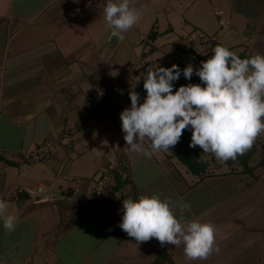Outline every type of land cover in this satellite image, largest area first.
I'll return each instance as SVG.
<instances>
[{
  "label": "crops",
  "instance_id": "1",
  "mask_svg": "<svg viewBox=\"0 0 264 264\" xmlns=\"http://www.w3.org/2000/svg\"><path fill=\"white\" fill-rule=\"evenodd\" d=\"M101 1L79 0L76 7L74 0H0V198L8 203L5 215L17 217L14 231L0 220V264H163L164 247L174 264H264V170L256 175L253 169L258 179L243 190H213L209 176L193 174L177 159L175 145L156 151L145 140L151 157L132 151L117 116L118 88L110 87L94 108L102 119L110 115L112 124L103 125L99 140L85 137L90 96L111 79L110 58L129 35L110 39ZM232 12L248 22L249 38L227 48L254 56L255 49H264V0H233ZM217 15L238 29L233 17ZM47 139L57 145L48 158L27 155ZM95 140L102 147L99 168L87 165L92 160L84 156ZM88 168L98 169L94 179L117 168L123 184L115 179L104 190L95 180L69 183ZM152 194L171 197L177 217L183 211L186 220L213 224L219 251L193 260L183 245L130 237L119 227L122 201ZM185 203L190 207L182 209ZM82 226L91 230L82 234ZM69 232L76 237L74 260L62 250Z\"/></svg>",
  "mask_w": 264,
  "mask_h": 264
},
{
  "label": "clouds",
  "instance_id": "2",
  "mask_svg": "<svg viewBox=\"0 0 264 264\" xmlns=\"http://www.w3.org/2000/svg\"><path fill=\"white\" fill-rule=\"evenodd\" d=\"M104 19L110 39L123 40L125 33L141 19V11L130 0H106ZM143 88L146 95L130 91V106L120 112L121 131L132 151L151 157L152 150L169 151L185 130L191 131L189 147L200 146L221 162L236 159L249 150L264 132V54L241 58L229 48L217 44L212 55L196 67L183 69L159 64L146 69ZM183 75L200 83L175 82ZM135 88V87H134ZM185 203L181 208H188ZM8 203L0 198V220L14 231L17 217L7 214ZM119 227L137 241L156 238L161 245H183L189 259H206L215 247V227L198 219L186 220L173 211L171 197L140 195L122 201Z\"/></svg>",
  "mask_w": 264,
  "mask_h": 264
},
{
  "label": "rangeland",
  "instance_id": "3",
  "mask_svg": "<svg viewBox=\"0 0 264 264\" xmlns=\"http://www.w3.org/2000/svg\"><path fill=\"white\" fill-rule=\"evenodd\" d=\"M74 1L75 6L79 7V0ZM232 3L233 0H130V5L138 8L142 16L138 23L128 31L129 35L127 36L126 42L110 58L108 63L110 72L107 76L111 79L109 81L103 80L97 89V91L102 90L106 92L102 96L103 98L101 97L102 99L100 98L99 100V97L96 95V101L98 100V102H91V98L89 99V108L93 109L91 111L92 114L90 113L92 121H89V123L88 121H83L84 124H89L88 132L86 133L84 131V135L86 134L85 137L92 135L94 139L99 140V136L102 135L103 125L107 126L112 124L113 121L111 120L113 119L110 118V115L102 119L103 116L101 113L95 110L98 109L97 106L108 95L111 88H118L122 94V98L119 101L120 111L117 115L120 119V112L130 106L129 92L133 90L137 91L138 83L145 77L144 73L148 66L159 64L167 67L169 64L178 61H185L186 53L184 51L193 48L194 54L192 55V61L188 64L199 67L201 61L208 59L204 57H207L218 44L212 38L215 37L218 39L220 44L225 47L248 42L249 35L244 32V30L246 31L248 22L244 19H239L237 15L234 17L230 15L233 13ZM105 4L106 0H102L99 4L103 20H105L103 12ZM216 12L222 18H229L228 16L233 17L238 29L231 28L224 22H221ZM153 28L159 32L164 31V33L161 32L157 39L151 42L149 33ZM258 53L264 54V49H255L253 52L254 55ZM132 63L133 65L131 66L130 64ZM191 79H197V82L200 83L199 78L195 75ZM145 95L146 91L144 92L143 98ZM113 131L116 130L113 129ZM97 140L93 143L95 147L91 145L92 148L88 147L86 149L87 151L84 152V156L86 158L90 157L92 160L87 164L89 166L95 163L98 167L102 162V147L98 145ZM56 146H53V150ZM254 147L256 150L250 158V165L255 169L256 175H258L259 170H264V132L257 136L251 148ZM84 156L81 158L83 161H86ZM202 157L208 166V186L213 190L215 188L222 189L225 187H235L236 191L241 188L243 190L254 180L258 179V177L253 175V172L247 173L244 170L238 156L234 160L229 159L227 162H221L213 154L204 153L202 149ZM96 171L88 168L80 173L82 176L74 174L75 177L70 178L68 181L69 183L79 184L86 180L89 181L88 183H92L95 180L96 183L102 185L103 189L106 190L107 187L113 186L112 183L115 179L117 180V168L116 170H111L113 171L111 175L106 174V177L102 176L94 179L93 176L96 174ZM193 177L195 178V176ZM88 229L91 230V227L89 226ZM88 229L82 226L79 230L82 234H86ZM71 233L66 234L68 241L65 242L64 240L62 250L65 251L64 253H66L68 259L74 260L73 257L75 254L73 255L74 250L72 249V245L76 244V237H74L75 233ZM163 249L159 256L161 262L163 264H174V257L170 256L171 254L167 251L168 249L166 247ZM182 258L184 257L178 258V260Z\"/></svg>",
  "mask_w": 264,
  "mask_h": 264
},
{
  "label": "trees",
  "instance_id": "4",
  "mask_svg": "<svg viewBox=\"0 0 264 264\" xmlns=\"http://www.w3.org/2000/svg\"><path fill=\"white\" fill-rule=\"evenodd\" d=\"M159 34L160 33L153 28V30L149 33V37L151 38L150 41L153 42L154 40H156ZM184 52L186 53L185 61H178L176 63H172V64L179 65L181 69H183L185 66L188 65V63H190L192 61V55L194 54V50H193V48H190L188 50H185ZM211 55H212V52L207 57H204V58H209ZM238 56H240L241 58H247V57H250L253 55L250 51L245 49L244 51L240 52L238 54ZM172 64H169L167 67H171ZM144 78L138 83V88L136 91V92L140 93L141 100H142L144 92H145V90L143 88ZM190 82L191 83H198L197 79H191V81H189V80H186L183 77V75H181L180 79L178 81H176L175 84H176V87H179V85H181V84H187ZM190 139H191V131L185 130L183 132L179 142L175 145V155H176L177 159L180 162H182L183 164H185L187 166V168L189 169V171H191L193 174L198 175L201 178L209 176V174L207 173V167H208L207 162L202 157V149L200 148V146H196L195 148L189 147ZM255 150H256L255 147L250 148L243 155H238V158H239L241 164L243 165L244 170L247 173L253 172V168L250 165V158H251V156L254 155ZM116 177H117V181H118V186L120 184H123V181L121 180V177L118 173L116 174ZM162 257H164V256H162Z\"/></svg>",
  "mask_w": 264,
  "mask_h": 264
},
{
  "label": "built area",
  "instance_id": "5",
  "mask_svg": "<svg viewBox=\"0 0 264 264\" xmlns=\"http://www.w3.org/2000/svg\"><path fill=\"white\" fill-rule=\"evenodd\" d=\"M105 93L106 92L102 90L97 91L94 96L92 95L90 97L91 102L92 101L95 102L97 99L96 98L97 96L99 97L98 99L100 100V98L104 96ZM96 102H98V100ZM53 144L54 142L52 140H49V139L44 140L39 144V146L34 151H28L27 155L30 156L34 161H41L43 159H46L49 157V155H51Z\"/></svg>",
  "mask_w": 264,
  "mask_h": 264
}]
</instances>
